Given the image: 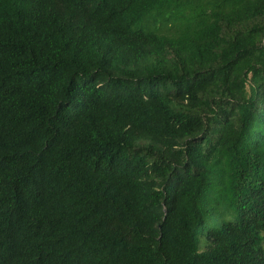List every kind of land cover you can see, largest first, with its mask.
Wrapping results in <instances>:
<instances>
[{
  "label": "trees",
  "instance_id": "obj_1",
  "mask_svg": "<svg viewBox=\"0 0 264 264\" xmlns=\"http://www.w3.org/2000/svg\"><path fill=\"white\" fill-rule=\"evenodd\" d=\"M0 264H264V0H0Z\"/></svg>",
  "mask_w": 264,
  "mask_h": 264
}]
</instances>
